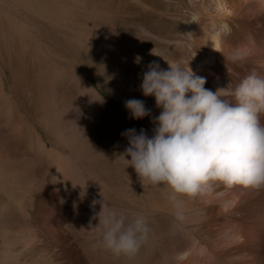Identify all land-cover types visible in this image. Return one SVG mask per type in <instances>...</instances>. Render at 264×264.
<instances>
[{"label": "bare ground", "instance_id": "6f19581e", "mask_svg": "<svg viewBox=\"0 0 264 264\" xmlns=\"http://www.w3.org/2000/svg\"><path fill=\"white\" fill-rule=\"evenodd\" d=\"M3 1L37 19L58 17L46 7V0ZM94 3L96 11L107 9L112 22H121L130 31L125 41L115 36L109 44L113 62L100 60L87 71L119 103L117 108L105 104L86 83L79 100L64 102L69 97L60 87H53L52 93L43 52L31 51L30 36L0 8V62L11 78L14 97L2 93L6 104L0 113L8 121L20 107L27 109L51 141L45 147L28 124H16L13 130L7 122L2 124L5 128L0 126L2 180L15 181L20 174L30 177L23 181L26 185L10 180L0 185V247H5L0 264H35L31 249L41 254L38 264H264V188L215 183L211 192L190 197L174 193L166 184H142L122 155L129 143L122 133L130 128L139 133L145 127L150 137L153 118L162 111L155 97L143 95L140 88L151 62L164 70L167 61L190 67L206 78L204 87L213 92L228 85L234 88L253 72L264 77V0ZM33 99L42 106H34ZM128 99L142 100L151 110L139 119L140 129L129 120L124 105ZM62 102L59 110L48 111V105L58 108ZM260 118L264 123V114ZM101 200L129 219L133 212L146 217L147 239L134 257L115 255L99 244L95 227L99 221L93 216L101 210Z\"/></svg>", "mask_w": 264, "mask_h": 264}, {"label": "clouds", "instance_id": "9594fccd", "mask_svg": "<svg viewBox=\"0 0 264 264\" xmlns=\"http://www.w3.org/2000/svg\"><path fill=\"white\" fill-rule=\"evenodd\" d=\"M167 63L164 70L151 62L143 73L142 93L153 95L162 111L153 118L151 137L143 129L122 133L129 142L122 154L126 167L134 168L142 184H166L190 197L211 192L215 183L264 188V77L253 72L234 88L213 92L190 67ZM125 107L132 119L151 113L139 99L126 100ZM99 203L101 210L93 216L99 221V244L115 255L134 257L147 239L146 217L133 212L129 219Z\"/></svg>", "mask_w": 264, "mask_h": 264}, {"label": "rangeland", "instance_id": "374dc122", "mask_svg": "<svg viewBox=\"0 0 264 264\" xmlns=\"http://www.w3.org/2000/svg\"><path fill=\"white\" fill-rule=\"evenodd\" d=\"M53 1H55L56 4ZM93 1L95 2V0H51V2L50 0H46V2L44 0V2L46 3L45 4L46 7L50 8L51 10H54V12L58 14V17L47 16L42 19L34 18L33 17L34 15L25 14L22 12V10H15L10 7L11 5L9 6L6 5V2L3 0H0L1 2L0 8H2L5 14L9 17L10 19L9 21L11 23L17 26L23 27L25 32H27L26 34L30 36L29 38L31 40L30 41L31 47L30 46L29 47L32 48L31 51L34 52L36 50H40L43 52L45 56V61H44L45 64L43 62V68L45 69L46 67L47 69V72H45L44 74H48L47 77H45V79H49L53 82V85L50 86V89H52L51 90L52 93H53V87L55 88L60 87V90L64 93V95L67 98L69 97V100H66L64 102H71L72 101L71 99L79 100V96L82 93L81 92L82 87L85 86L84 83H86L91 88L95 89V92H97L99 97L104 99L105 104L111 105L113 106V108H117L119 103L115 102L114 97L111 94H109L107 91H105L103 87L98 86L95 77H93V75L89 74V72L87 71L92 70V68L95 67L96 62L100 60L105 62L104 60L108 61V58H110L111 61L113 62V59H112L113 57L109 50V47H110L109 44L113 43L115 36L120 38V41H125V38L127 35L130 34V31H129V27L125 26V24L122 25L121 22H116V21L112 22L111 17L106 16L107 14H109L107 12V9H98L96 11V7L94 6L96 5V3H94ZM27 13H29V11ZM50 13H53V12H50ZM18 16L19 18H17ZM19 21L20 23H18ZM49 22H52V23H49ZM55 25L57 26V28ZM52 26L56 29L55 31L50 30V27ZM102 29H105V31L104 30L102 31ZM121 35L123 36L121 37ZM6 37L7 35L5 36V38ZM0 39H2L1 35H0ZM33 43L36 48L35 47L33 48ZM0 45H2V43ZM40 45H42V48ZM45 48H46L45 50L46 52L43 51V49ZM50 57H52V59ZM53 58L57 60H54ZM135 62L139 63L140 61L136 60ZM139 64L140 66H143V62ZM0 65H1L0 66V106H1V105L6 104V97L3 96L2 93L11 95L10 99L12 100L14 99V97L12 96V91H11L12 81H11L10 76L8 75V71L2 66L3 65L2 62H0ZM64 102L57 103L59 104L58 108L48 105L47 106L48 111L52 112L55 110H59ZM33 104L36 107H41L43 103L39 101H36V103H34V99H33ZM21 109L22 108L20 107L19 113L18 111L16 112L17 113L16 117L15 115H13L10 118L12 119L11 123H10V119L8 121H4V118H6L7 116H3L0 113V118H1L0 126H3L2 124H5L7 122L8 123V124L6 123L7 128L9 127V129H11V127L13 126L12 127V130H13L16 124H18L21 127L24 124L26 125L28 124L29 128L30 127L32 128L33 133L36 134L37 137H39L40 141L44 144V146L49 147L51 145L50 143L51 141H49L48 135L43 125L39 123L38 121H35V118H33L30 115L31 112L27 111V109H25L24 111ZM18 116L19 118H17ZM129 120L134 124V126H136L137 129L138 128L140 129L142 121H140L139 119H132L131 117ZM141 129L145 130V127H141ZM153 134L154 133H151L150 137ZM25 158H24L25 161H28V160L30 161L29 156H26ZM14 178H15V181L14 179L12 181H14L15 184L21 183L24 185L25 182L23 183V181L27 182L28 180H30V177L27 174H20L19 178H16V177ZM3 180L0 175V185L2 183L10 184L8 183V181L9 180L11 181V178L8 181H5V180L3 181ZM14 183L12 182V184ZM26 184L27 183H25V185ZM4 250H5V247L3 245L2 247H0V254L3 253ZM14 250H16V248L10 249L11 255L15 254L14 252H12ZM42 251L43 250H40V252ZM25 253H28V251L26 250ZM30 257L32 258V261H33L32 263H35V264L40 263L39 260H40L41 254L39 253L38 249H34V250L31 249Z\"/></svg>", "mask_w": 264, "mask_h": 264}]
</instances>
